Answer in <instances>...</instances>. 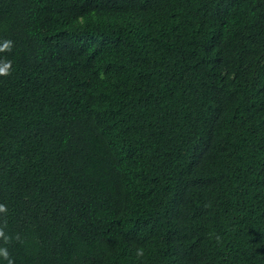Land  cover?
I'll use <instances>...</instances> for the list:
<instances>
[{"label": "trees", "instance_id": "obj_1", "mask_svg": "<svg viewBox=\"0 0 264 264\" xmlns=\"http://www.w3.org/2000/svg\"><path fill=\"white\" fill-rule=\"evenodd\" d=\"M5 40L14 264H264V0H0Z\"/></svg>", "mask_w": 264, "mask_h": 264}, {"label": "clouds", "instance_id": "obj_2", "mask_svg": "<svg viewBox=\"0 0 264 264\" xmlns=\"http://www.w3.org/2000/svg\"><path fill=\"white\" fill-rule=\"evenodd\" d=\"M13 46V42L11 40H5L3 46L0 47V52L3 51H11ZM12 62L10 60L0 61V75L7 76L9 75V70L11 69ZM0 213H7V206L5 204L0 203ZM7 228V221L5 220L3 224H0V241L3 242L4 246H0V258L7 260L8 264H14L13 259L8 252L6 245L11 243L13 237L11 235L6 234L5 229ZM15 239L19 240L20 237L17 235ZM143 251L141 249L137 250V256H142Z\"/></svg>", "mask_w": 264, "mask_h": 264}]
</instances>
